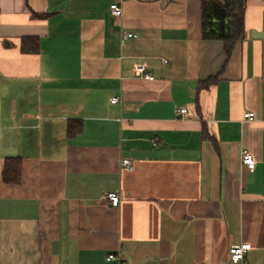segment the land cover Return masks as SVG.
Instances as JSON below:
<instances>
[{
    "label": "crops",
    "instance_id": "obj_1",
    "mask_svg": "<svg viewBox=\"0 0 264 264\" xmlns=\"http://www.w3.org/2000/svg\"><path fill=\"white\" fill-rule=\"evenodd\" d=\"M202 1L0 0V264H264V0L229 55Z\"/></svg>",
    "mask_w": 264,
    "mask_h": 264
},
{
    "label": "trees",
    "instance_id": "obj_2",
    "mask_svg": "<svg viewBox=\"0 0 264 264\" xmlns=\"http://www.w3.org/2000/svg\"><path fill=\"white\" fill-rule=\"evenodd\" d=\"M246 0H207L202 1V31L205 40H219L224 42L229 55L234 46L244 36V14ZM23 40V50L27 51ZM36 41V40H35ZM38 50V44L34 45L33 51ZM32 51V50H29ZM72 127V124H71ZM7 169L4 177L6 180H16L20 173V158H11L7 161ZM12 171L9 173V171ZM12 174L13 177H10Z\"/></svg>",
    "mask_w": 264,
    "mask_h": 264
},
{
    "label": "built area",
    "instance_id": "obj_3",
    "mask_svg": "<svg viewBox=\"0 0 264 264\" xmlns=\"http://www.w3.org/2000/svg\"><path fill=\"white\" fill-rule=\"evenodd\" d=\"M110 10L112 12V14L115 17H121L123 14V9L120 3L115 2L112 3L110 5ZM123 39H130V38H134L136 37L134 34L132 33H128L125 32L123 34ZM164 63H167L166 61H164ZM135 73L139 76L144 77V79L149 80V81H153L154 77L151 74H147L146 72V68L145 65H137L135 67ZM119 101L118 98H114L112 100V103L115 104ZM178 114L182 117V118H186L188 117V109L187 108H181L178 111ZM255 117V113L254 112H248L244 115V121L243 122H247L248 120L252 119ZM242 163L247 166L251 171H254L256 168V160L255 157L253 156V154H251L248 151L243 152L242 155ZM121 165L123 168H126L128 170H133L134 166L132 164V162L125 158L122 160ZM107 199L109 201V204L113 207H118L120 204V196L117 193H109L107 195ZM251 250V245L250 244H243V245H233L229 248V256L231 258V260L234 263H240V262H244L245 260V255ZM116 259L114 255H109V257L107 258V260H114Z\"/></svg>",
    "mask_w": 264,
    "mask_h": 264
},
{
    "label": "water",
    "instance_id": "obj_4",
    "mask_svg": "<svg viewBox=\"0 0 264 264\" xmlns=\"http://www.w3.org/2000/svg\"><path fill=\"white\" fill-rule=\"evenodd\" d=\"M253 36H255V32H254Z\"/></svg>",
    "mask_w": 264,
    "mask_h": 264
}]
</instances>
